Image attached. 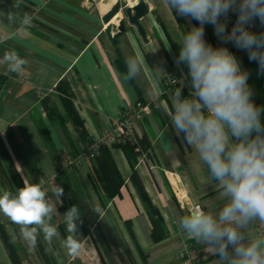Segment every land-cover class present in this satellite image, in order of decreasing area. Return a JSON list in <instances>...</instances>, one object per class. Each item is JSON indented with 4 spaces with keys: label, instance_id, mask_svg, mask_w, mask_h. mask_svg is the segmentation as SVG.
Returning a JSON list of instances; mask_svg holds the SVG:
<instances>
[{
    "label": "crops",
    "instance_id": "0c3cea01",
    "mask_svg": "<svg viewBox=\"0 0 264 264\" xmlns=\"http://www.w3.org/2000/svg\"><path fill=\"white\" fill-rule=\"evenodd\" d=\"M117 1L124 4V0H0V59L15 50L28 61L22 74L0 64V193L15 194L25 181L64 188L61 200L49 192L58 209L52 223L59 236L48 242L41 233L32 250L21 237L20 226L0 213V264H14L10 245L19 264H185L179 255L190 247L200 252L197 264H213L216 259L177 222L189 206L218 212L223 204L206 166L183 134L176 135L167 117L175 91L164 85L163 77L184 66L176 63L184 33L163 0H144L147 10L139 20L147 40L125 22V31L113 42L103 15ZM25 14L32 17L31 26L22 24ZM182 20L186 31L196 26L191 17ZM109 22L115 34L117 23ZM205 40L213 47H227L243 64L246 51L232 43L222 45L210 24L205 25ZM137 47L145 62L135 79L125 80L126 58ZM59 82L69 89L82 128L69 117L56 89ZM136 102L144 108L133 125L148 140L147 161L138 163L120 146L108 147L123 182L109 197L97 180L94 160L78 158L63 168L61 155L75 157L83 133L94 138L110 129L123 109ZM133 169L144 197L131 180ZM73 204L79 206L83 224L74 236L80 247L69 255L63 245L69 235L63 213ZM149 204L162 218L159 231L164 236L158 241L152 234ZM257 232L258 223L249 229L250 234Z\"/></svg>",
    "mask_w": 264,
    "mask_h": 264
},
{
    "label": "clouds",
    "instance_id": "9594fccd",
    "mask_svg": "<svg viewBox=\"0 0 264 264\" xmlns=\"http://www.w3.org/2000/svg\"><path fill=\"white\" fill-rule=\"evenodd\" d=\"M176 15L198 21L178 41L176 63L188 68L185 80L190 88L183 95L185 80L171 96L167 117L177 136L194 150L198 160L219 188L223 201L218 212L200 205L189 206L179 217V227L192 239L209 248L216 259L213 264H264V231L254 234V224L264 225V107L257 106L248 84V72L227 47H213L205 40V25L225 43L248 53L264 72V32L250 30L254 21L264 25V0H163ZM229 13L236 14L231 31L227 29ZM224 18L223 20L221 18ZM25 14L22 24L31 26ZM167 45L166 48H170ZM145 55L139 47L126 58L125 80H133L142 70ZM28 61L15 51L5 52L0 64L7 71L22 74ZM64 196V188H44L42 183L24 182L15 194L0 193V213L20 226V234L32 250L38 236L51 242L59 236L52 223L58 209L49 197ZM69 235L63 245L69 255L80 247L74 238L83 224L79 206L71 205L63 213Z\"/></svg>",
    "mask_w": 264,
    "mask_h": 264
},
{
    "label": "trees",
    "instance_id": "16d2710c",
    "mask_svg": "<svg viewBox=\"0 0 264 264\" xmlns=\"http://www.w3.org/2000/svg\"><path fill=\"white\" fill-rule=\"evenodd\" d=\"M176 18L179 21V26L181 30L183 31V33H185L186 29H185L182 17L179 15H176ZM194 23L196 26H198V21L194 20ZM250 30L259 34L260 32H264V25H261L259 21L256 20L254 21ZM241 58H242V63H243L241 65V68L242 70L247 71L249 74L248 84L253 91V100L257 106L264 107V72H262L259 69L257 62L249 60L247 52L242 54ZM63 84L64 83L59 82L56 85V89L61 94L62 102L65 106L66 111L68 112L69 117L78 127L82 128L83 124L74 106L71 93L69 89L65 87V85ZM183 95L188 96V92L185 89H183ZM261 119H262V123H264V114H262ZM90 139H91L90 137L84 135L83 133L81 142L87 141ZM139 144H140V148L146 153L147 146H148V140L143 135L140 136L139 138ZM116 146H120L124 148L125 150H127L131 158L133 157L136 160L138 153L135 151V148L133 147V145H130L127 143L125 144L120 143V144H117ZM92 160L95 161L94 167H95V172L97 175V180L101 183L103 191L109 197L115 196L119 192V189L123 182L114 164L111 154L109 153L108 147L101 146L98 149L97 155ZM131 180L135 184L138 192L144 197L145 190H144L143 184L140 181L134 169L131 173ZM148 214H149V218L151 220L152 226H153V231H152L153 237L156 241H158L162 239L164 236L162 232L159 231V228L162 227L161 215L158 209L151 204L148 205ZM9 242L10 241H8V243ZM40 251H41V254L45 256L42 247ZM10 257L14 264H19L18 257L15 253L14 248L11 245H10Z\"/></svg>",
    "mask_w": 264,
    "mask_h": 264
},
{
    "label": "built area",
    "instance_id": "2783aa9c",
    "mask_svg": "<svg viewBox=\"0 0 264 264\" xmlns=\"http://www.w3.org/2000/svg\"><path fill=\"white\" fill-rule=\"evenodd\" d=\"M136 2L137 0H124L125 6H132L134 5L133 3ZM236 19L237 17L235 13H229L228 19L226 21L228 31H231V28L235 24ZM223 44H231V43L230 42L225 43L224 41H222V45ZM215 47H222V46H215ZM187 72H188V68L186 65H184L183 68L180 70L177 71L170 70L166 72L163 77L164 85L170 91L174 92L180 86L179 82L181 80H185ZM183 89H185L189 94L190 88L187 86L186 80ZM143 108L144 106L141 102L128 104L123 109L121 117L118 118L116 121H114L110 129L102 131L101 134L97 135L94 138H91L90 140L80 142L78 153L75 157H72L68 153L63 152L61 155L62 167L65 168L72 166L78 158L94 159L95 156L97 155L98 149L101 146L112 147L120 143L121 144L127 143L133 145L135 151L138 153L136 157L137 162L138 163L146 162L147 154L140 148V144H139L140 135L137 133L133 125V119L140 115ZM173 185L178 195V193H180L179 182H175ZM178 199L181 203L184 201V197L182 195L178 196ZM258 228H259V232L264 231V225L258 224ZM179 256L184 261L185 264H197L199 263L201 258L200 252L192 247L184 249Z\"/></svg>",
    "mask_w": 264,
    "mask_h": 264
},
{
    "label": "water",
    "instance_id": "95a60500",
    "mask_svg": "<svg viewBox=\"0 0 264 264\" xmlns=\"http://www.w3.org/2000/svg\"><path fill=\"white\" fill-rule=\"evenodd\" d=\"M146 10L147 4L144 0H138L132 6H125V4L122 5L120 2H116L103 15V20L107 23L105 30L112 39V41H116L117 33L125 31V22H127L129 25L135 26L141 37L144 40H147L145 31L139 20L143 15H145ZM111 19H115L117 23V32L115 34H112L113 24L109 22Z\"/></svg>",
    "mask_w": 264,
    "mask_h": 264
},
{
    "label": "rangeland",
    "instance_id": "374dc122",
    "mask_svg": "<svg viewBox=\"0 0 264 264\" xmlns=\"http://www.w3.org/2000/svg\"><path fill=\"white\" fill-rule=\"evenodd\" d=\"M137 1H138V0H137ZM117 2H118V1H117ZM115 3H116V2H115ZM115 3H114V4H115ZM133 4H135V3H133Z\"/></svg>",
    "mask_w": 264,
    "mask_h": 264
},
{
    "label": "bare ground",
    "instance_id": "6f19581e",
    "mask_svg": "<svg viewBox=\"0 0 264 264\" xmlns=\"http://www.w3.org/2000/svg\"><path fill=\"white\" fill-rule=\"evenodd\" d=\"M107 4V3H106Z\"/></svg>",
    "mask_w": 264,
    "mask_h": 264
}]
</instances>
